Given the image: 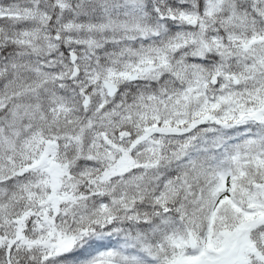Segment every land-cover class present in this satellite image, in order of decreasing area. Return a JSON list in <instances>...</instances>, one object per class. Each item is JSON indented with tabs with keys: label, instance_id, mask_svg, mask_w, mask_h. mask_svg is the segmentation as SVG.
I'll use <instances>...</instances> for the list:
<instances>
[{
	"label": "snow or ice",
	"instance_id": "snow-or-ice-1",
	"mask_svg": "<svg viewBox=\"0 0 264 264\" xmlns=\"http://www.w3.org/2000/svg\"><path fill=\"white\" fill-rule=\"evenodd\" d=\"M0 264H264V0H0Z\"/></svg>",
	"mask_w": 264,
	"mask_h": 264
}]
</instances>
